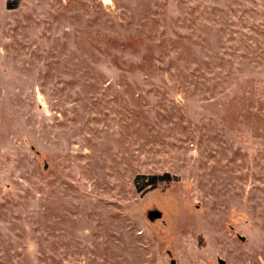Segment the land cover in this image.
<instances>
[{"label": "rangeland", "instance_id": "1", "mask_svg": "<svg viewBox=\"0 0 264 264\" xmlns=\"http://www.w3.org/2000/svg\"><path fill=\"white\" fill-rule=\"evenodd\" d=\"M220 259L264 264V0H0V264Z\"/></svg>", "mask_w": 264, "mask_h": 264}, {"label": "trees", "instance_id": "2", "mask_svg": "<svg viewBox=\"0 0 264 264\" xmlns=\"http://www.w3.org/2000/svg\"><path fill=\"white\" fill-rule=\"evenodd\" d=\"M174 177L171 176L168 172H165L163 174H155L150 175L147 178V182H145V186H148L149 188H155L161 183L168 186L172 181Z\"/></svg>", "mask_w": 264, "mask_h": 264}, {"label": "water", "instance_id": "3", "mask_svg": "<svg viewBox=\"0 0 264 264\" xmlns=\"http://www.w3.org/2000/svg\"><path fill=\"white\" fill-rule=\"evenodd\" d=\"M218 264H226V263L224 262V260L220 259V260L218 261Z\"/></svg>", "mask_w": 264, "mask_h": 264}]
</instances>
